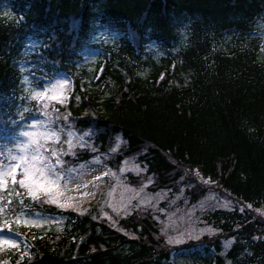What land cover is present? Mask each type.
Instances as JSON below:
<instances>
[{
  "label": "trees",
  "instance_id": "trees-1",
  "mask_svg": "<svg viewBox=\"0 0 264 264\" xmlns=\"http://www.w3.org/2000/svg\"><path fill=\"white\" fill-rule=\"evenodd\" d=\"M260 20L264 0H0V148L22 130L9 120L26 121L37 106L25 63L42 79L66 72L71 89L65 105L49 108L54 120L70 113V126L94 132L93 150L77 149L68 162L110 154L122 135L111 164L136 157L150 190L185 182L195 201L206 180L234 201L232 210L205 215L217 232L184 247L191 264H264V59L252 36ZM99 29L119 38L86 61L82 52ZM30 41L38 46L26 47ZM16 191L24 190L0 191V229L24 236L29 249H0V264H177L182 248L163 244L151 215L136 211L112 226L43 197L25 195L21 205ZM35 214L67 219L62 229L22 223Z\"/></svg>",
  "mask_w": 264,
  "mask_h": 264
},
{
  "label": "rangeland",
  "instance_id": "rangeland-1",
  "mask_svg": "<svg viewBox=\"0 0 264 264\" xmlns=\"http://www.w3.org/2000/svg\"><path fill=\"white\" fill-rule=\"evenodd\" d=\"M9 19L13 20L12 16ZM253 28L252 36L258 39L261 47L260 52L264 59V20L257 22ZM118 38L119 35L117 33L110 34L106 30L99 29L92 34L91 40L82 52L85 56V60L88 61L100 57L105 46L108 44L113 45ZM34 42L36 41H30L27 43L26 47L28 46L30 49L36 48L38 44ZM186 43L187 37L185 36L181 45H186ZM149 51L155 52L156 55L164 53L157 45L149 46ZM176 52L177 50L175 49L174 53ZM24 73L28 77L27 80H30V83L35 82L32 87L33 96L39 91L37 85H45L49 80L55 83L57 79H67L69 81L68 90L63 93L64 95H69L71 78L65 72L61 71L54 76H48L50 78L42 79L41 76L38 75L37 67H33L32 62H27L24 65ZM39 81H41V83H39ZM59 95H61V90L56 89L54 92L47 93L46 97ZM36 101L37 106L32 115L28 120L21 123L23 125L35 123L37 125L36 128H28L27 130L37 133L45 131L46 126L48 130H52L56 123L53 113H51L50 109H48V116L41 113L43 112V103L47 102L51 107L55 102L51 99L40 100L39 97L36 98ZM60 124L62 126L64 125L62 122ZM70 124V122H67L68 127L64 128L63 131L59 133V143L48 141L45 144L43 139L37 137V139H40V143L44 144L45 147L56 148L58 151L65 153L60 158L64 162V170L71 173V179L62 181L60 190L64 192V197L62 198L63 202L73 205L66 209H71L78 213L83 212L84 214L91 211V216L96 217L99 221L107 220L112 226H116L117 219L130 216L136 211L151 215L159 224L160 235L162 237L161 241H163V244H166L172 251H174L175 247L182 248L177 251V264H191L194 260L191 257V251L184 247L193 241H198L204 236L217 232L216 229L212 228V226L206 222L204 218L205 215L217 209L232 210L235 205L234 201L218 190L216 185L206 180L202 182L203 185L205 184L207 186L205 195L195 201L190 198L187 183L185 182L179 183L176 189H166L163 192H154L150 190L149 187L152 182L148 179H141V177H143L142 175L145 173V168L136 157L125 158L118 166L111 164V156L117 155L120 147L126 143L122 135H117L116 144L111 149L110 154L97 152L92 156L89 162H68L67 157L76 156L77 149L87 148L89 151H92L94 148V134L88 135L89 132H94L88 129L84 133H79L76 128L70 126ZM69 132L72 134L69 135ZM13 136L12 138H14V141L12 144L5 143L7 145L0 148V179L6 181L5 185H0V191H4L12 185L11 176L8 175L9 168L15 166L12 157L24 154L20 152V147L23 143H27V138H18L17 134ZM68 140H71L72 144L75 145L71 150H69L68 147ZM82 144L83 146H81ZM31 152L32 148L29 147L27 154L31 155ZM43 154L51 158L49 152H44ZM54 162L53 160V163ZM20 171L21 169H17V173ZM131 176H135L136 178L132 180ZM19 178L20 176L17 175V179ZM110 181L112 184L107 192L106 199L94 209L89 210L98 192L102 190L104 186L108 185ZM77 185H79V188H77ZM85 193H87V195H85ZM69 197L72 199L69 200ZM225 204H227V207H225ZM109 205L112 207H109ZM113 208L119 211V215L116 211H113ZM124 209H126V211H124ZM105 213H107L108 217H111V220L105 217ZM260 217L264 219L261 214ZM28 219L39 220L41 226L38 228L48 229L50 225H55L58 229H62L67 218L61 215L35 214L29 218L23 217L22 223ZM30 226L36 227L35 225ZM119 229L122 230L123 233H130L124 228ZM2 233L5 238L14 239L16 241L18 245L16 249L19 252L28 251L27 247L29 244L23 237L8 232ZM230 242H232L231 239L224 243L225 248L231 245ZM4 248L10 247L7 245H0V249Z\"/></svg>",
  "mask_w": 264,
  "mask_h": 264
},
{
  "label": "snow or ice",
  "instance_id": "snow-or-ice-1",
  "mask_svg": "<svg viewBox=\"0 0 264 264\" xmlns=\"http://www.w3.org/2000/svg\"><path fill=\"white\" fill-rule=\"evenodd\" d=\"M68 85L69 81L67 79H57L55 83H53L52 80H49L45 85H37L39 91H37L32 98L36 99L37 97H39L40 100L51 99L55 103H59L63 106L68 99V96L63 94L68 90ZM56 89L61 90V95L46 97L47 93L54 92ZM77 100H79V97H77ZM49 107V103H43V112L41 114L48 116ZM69 115L70 113L65 116L57 115L55 117V120L57 122L55 123L52 130H48L47 126L45 131L39 133L27 130L28 128H36L37 125L35 123H32L23 125L22 130L17 133L18 138H27V143H23L20 147V152L24 154L12 157V161L15 162V166L9 168L8 175L11 176V182L13 186L18 185L19 189L24 190L23 193L19 191L15 192V195L17 197H21V205L23 204L22 197L26 195L33 201H41V198L43 197V203L56 205L60 209H66L73 206L70 203L63 202L62 198L64 197V192L60 190L61 182L71 179V173L64 170V162L60 158L65 153H63L62 151H58L56 148H47L44 146V144L40 143V139H43L45 144L48 141L59 143V133L62 132L64 128L68 127L67 123L62 126L59 121L63 120L67 122ZM22 120L23 117H18L15 121L9 120V123L21 124ZM71 134L72 133L69 132V135ZM92 134L94 133H88V135ZM37 137H39L40 139H37ZM67 143L69 150L75 147V145L72 144L71 140H68ZM81 146H83V144ZM29 147L32 148L31 155L27 154ZM44 152H49L51 158L45 156L43 154ZM53 160L55 161L54 163ZM17 169H21V171L17 173ZM17 175L20 176L19 179H17ZM5 184L6 181L0 179V185ZM77 188H79V185H77ZM11 194L12 191L10 190L9 195ZM85 195H87V193H85ZM71 199L72 198L69 197V200ZM109 207L112 206L109 205ZM225 207H227V204H225ZM249 207L251 206L249 205ZM240 210L243 211L244 209ZM0 211H4V209L0 208ZM113 211H116L119 215V211L116 208H113ZM124 211H126V209H124ZM80 214L83 215L84 213L81 212ZM105 217L111 220V217H108L107 213H105ZM93 219H95V217H93ZM17 220H19V217H17ZM24 223L28 225H35L36 227L41 226L39 220L36 219H28L25 220ZM4 227H8L7 220H5L4 222ZM9 231L11 230L9 229ZM0 245H7L13 249L18 247L14 239L5 238L2 232H0Z\"/></svg>",
  "mask_w": 264,
  "mask_h": 264
}]
</instances>
